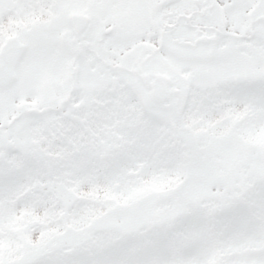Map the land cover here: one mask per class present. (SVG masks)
Wrapping results in <instances>:
<instances>
[{"label": "snow or ice", "instance_id": "6c2138e0", "mask_svg": "<svg viewBox=\"0 0 264 264\" xmlns=\"http://www.w3.org/2000/svg\"><path fill=\"white\" fill-rule=\"evenodd\" d=\"M0 264H264V0H0Z\"/></svg>", "mask_w": 264, "mask_h": 264}]
</instances>
